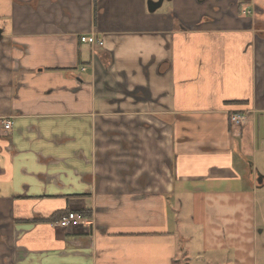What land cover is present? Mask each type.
I'll return each mask as SVG.
<instances>
[{"label":"crops","instance_id":"1","mask_svg":"<svg viewBox=\"0 0 264 264\" xmlns=\"http://www.w3.org/2000/svg\"><path fill=\"white\" fill-rule=\"evenodd\" d=\"M95 1L0 0V264L257 262L264 0Z\"/></svg>","mask_w":264,"mask_h":264},{"label":"rangeland","instance_id":"2","mask_svg":"<svg viewBox=\"0 0 264 264\" xmlns=\"http://www.w3.org/2000/svg\"><path fill=\"white\" fill-rule=\"evenodd\" d=\"M164 3L157 10H160L163 7ZM81 216L84 217V221H85V222H81L82 223L81 226L84 228L90 227V225L93 223V219H92L91 215L90 216L81 215ZM80 221L81 220H79V222ZM262 222L259 223L258 229L264 230V219H262ZM83 223H84V225H83ZM72 224H75V223H72ZM79 225H80V223H79ZM69 226H72V225L70 224ZM173 233H174V236L176 234L179 235L177 228H175V226H174ZM187 233L188 234L185 236V238H188V239L186 240L185 248L186 249H192V253H191V256H190V254L187 255V258L185 259V264L186 263L187 264H204V262L206 261V257H207L208 252L212 251V250H210L206 247L207 245L199 237L198 232H194V231L189 230ZM181 234L184 235L183 232H181ZM189 241L192 244L191 248L189 245ZM263 242H264V236H258V245L253 250V255H254V257H256L257 262H253L244 256H241L240 258L237 257L235 260L234 257H236L237 254H235L234 249L227 248V249H221L219 251L220 253L223 254V258H224L223 263H220V264H264V243ZM180 245L183 246V243L181 241H179L177 243V247ZM196 256H198V259L196 258ZM177 262H175V264H178ZM220 262H222L221 259H220Z\"/></svg>","mask_w":264,"mask_h":264},{"label":"built area","instance_id":"3","mask_svg":"<svg viewBox=\"0 0 264 264\" xmlns=\"http://www.w3.org/2000/svg\"><path fill=\"white\" fill-rule=\"evenodd\" d=\"M80 41L83 43L90 44L92 46L95 45V43H97V40L95 39V35H93V34L81 36ZM98 43L102 44V42H100V41ZM82 70H85V68H82ZM229 120H230V123L232 125L238 126V125L243 124L247 120V116L244 112H234L230 115ZM2 122H3L4 129H6V130L10 129L11 124H12L10 119H4ZM79 220H81V221L79 222ZM81 222H85L84 217H82L78 213L70 212L66 216L62 217L55 224L59 227H67L70 224L72 225V223H75V224L80 223V225H81L82 224ZM83 225H84V223H83Z\"/></svg>","mask_w":264,"mask_h":264},{"label":"water","instance_id":"4","mask_svg":"<svg viewBox=\"0 0 264 264\" xmlns=\"http://www.w3.org/2000/svg\"><path fill=\"white\" fill-rule=\"evenodd\" d=\"M162 1L163 0H158V1H148L147 2V8H148V11H154L155 9L159 8L160 5L162 4ZM257 183L258 184H262L264 183V176H257Z\"/></svg>","mask_w":264,"mask_h":264},{"label":"trees","instance_id":"5","mask_svg":"<svg viewBox=\"0 0 264 264\" xmlns=\"http://www.w3.org/2000/svg\"><path fill=\"white\" fill-rule=\"evenodd\" d=\"M94 1H95V0H94ZM95 2H96V1H95ZM96 12H97V9H96V4H95V6H94V13H95V16H96ZM79 214H80V215H83V216H90V213L88 212V210H85V209L79 211ZM53 219H54V217H51V218H49L48 220H49V221H52Z\"/></svg>","mask_w":264,"mask_h":264},{"label":"flooded vegetation","instance_id":"6","mask_svg":"<svg viewBox=\"0 0 264 264\" xmlns=\"http://www.w3.org/2000/svg\"><path fill=\"white\" fill-rule=\"evenodd\" d=\"M155 1H158V0H155ZM164 1H165V0L162 1V4L164 3ZM199 1H203V2H205V1H208V0H199ZM162 4H161V5H162ZM161 5H160V6H161Z\"/></svg>","mask_w":264,"mask_h":264}]
</instances>
